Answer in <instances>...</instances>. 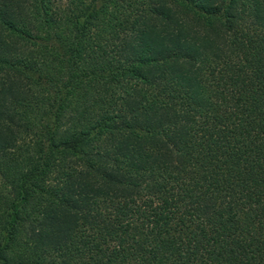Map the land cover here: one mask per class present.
Instances as JSON below:
<instances>
[{"label": "trees", "instance_id": "1", "mask_svg": "<svg viewBox=\"0 0 264 264\" xmlns=\"http://www.w3.org/2000/svg\"><path fill=\"white\" fill-rule=\"evenodd\" d=\"M0 264H264V0H0Z\"/></svg>", "mask_w": 264, "mask_h": 264}]
</instances>
